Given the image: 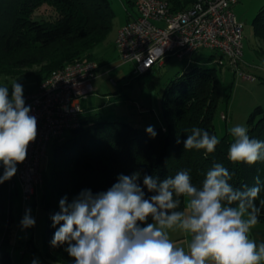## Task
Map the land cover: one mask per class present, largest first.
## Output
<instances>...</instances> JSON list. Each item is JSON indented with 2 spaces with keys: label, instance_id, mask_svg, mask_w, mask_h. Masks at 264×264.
Masks as SVG:
<instances>
[{
  "label": "trees",
  "instance_id": "trees-1",
  "mask_svg": "<svg viewBox=\"0 0 264 264\" xmlns=\"http://www.w3.org/2000/svg\"><path fill=\"white\" fill-rule=\"evenodd\" d=\"M127 1L132 4L130 0ZM167 1L171 9L181 10L195 0ZM43 3L56 8V18L39 19L32 16ZM113 17L110 0H0V48L28 47L33 52L35 50L32 55H25L13 64L18 68L39 66L33 73L21 77L34 75L36 88L52 71L67 62L94 60L93 50L105 40ZM128 19L129 14L125 22ZM252 25L256 39H264V6L253 17ZM211 52L210 57H222ZM16 73L22 74V71L18 73L10 68H0V76ZM218 95L219 80L214 66H193L182 71L162 87L160 103L163 122L149 125L157 133L155 137L146 132L149 126L139 127L121 118H101L99 113L88 117L81 115L77 127L68 129L48 145L46 160L41 165L42 185L31 203L34 206L39 203L45 211L43 248L39 251L28 235L26 249L19 254L18 263L11 253L16 242L9 240L4 231L11 214V179L0 184V264H21L24 255L32 257L37 250L47 264H74L73 258L65 251L67 244L51 245L54 233L60 227H53L52 221V216L60 211L59 201L67 197V202L71 203L84 190H91L94 195L106 192L118 182L121 174L131 176L139 173L137 183L146 199L156 193L149 192L143 185L145 176L162 181L187 170L192 183L200 187L207 171L215 163L228 168L232 174L229 182L234 188L255 186L257 176L264 185V161L251 166L230 162L227 152L233 139L227 136L219 138L220 142L213 153L184 149L183 142L193 127L216 135L213 116ZM247 125L250 138L264 142V107L257 105L253 108ZM177 140L180 142L177 143ZM3 172L4 165L0 162V176ZM260 200H264V187L255 201L261 209L258 220L264 222V205L260 204ZM183 207L184 200L181 198L177 210L183 211ZM151 222L153 220L149 216L146 222L138 223L141 226Z\"/></svg>",
  "mask_w": 264,
  "mask_h": 264
},
{
  "label": "clouds",
  "instance_id": "clouds-1",
  "mask_svg": "<svg viewBox=\"0 0 264 264\" xmlns=\"http://www.w3.org/2000/svg\"><path fill=\"white\" fill-rule=\"evenodd\" d=\"M23 86L17 81L0 86V162L4 165L0 184L10 180L17 164L27 157L28 145L37 135V120L25 106ZM233 142L227 158L233 164L254 165L264 161V142L250 138L242 125L230 128ZM152 137V126L146 129ZM180 141L177 140V143ZM220 140L216 135L193 127L184 140V149L213 153ZM139 173L121 174L106 192L82 191L71 203L59 201L60 211L52 216L60 225L51 241L53 247L67 244L65 251L74 264H262L264 242L250 238L259 222L261 209L255 201L264 185L259 176L255 186L237 189L229 182L232 174L221 163L207 171L200 187L192 183L189 171L182 170L162 181L145 176L143 185L156 193L149 199L137 183ZM181 198L184 211H178ZM264 205V200H260ZM151 217L153 223L140 227ZM62 222V223H61ZM23 228L35 225L26 210ZM179 230L190 237L187 251L169 237ZM32 264H37L33 261Z\"/></svg>",
  "mask_w": 264,
  "mask_h": 264
},
{
  "label": "rangeland",
  "instance_id": "rangeland-1",
  "mask_svg": "<svg viewBox=\"0 0 264 264\" xmlns=\"http://www.w3.org/2000/svg\"><path fill=\"white\" fill-rule=\"evenodd\" d=\"M110 3L114 17L105 40L93 50L94 60L97 62L109 60L111 63H115L113 62L116 59L114 39L128 14L133 12L132 4L130 5L127 0H110ZM262 6H264V0H237L233 5V12L238 21L242 23L243 52L239 68L241 71L253 75V80L243 79L227 63L216 62L214 57L209 56L212 52L208 49L193 52L184 58L172 55L164 57L160 60L161 64H154L151 71L138 76H130L131 63H120L113 68L112 64L108 63L92 80L94 90L80 98L82 116L88 117L99 113L102 115L101 118H121L139 127L162 124L160 92L164 84L193 66H214L219 80L218 102L213 116L215 134L218 138L227 136L233 139L229 131L230 128L236 125L247 128V118L253 108L257 105L264 107V39H256L252 25L253 17ZM32 16L39 19H54L57 16V10L51 4L43 3L32 13ZM33 53L35 50L33 52L28 47H12L10 50L0 48V68H10L18 73L20 70L22 71V74L0 76V86H8L9 94H11V84L15 81L22 84L23 92H32L35 89L36 78L34 75L21 77L33 73L39 66L18 68L13 64L21 57ZM117 71H120L124 77L118 78ZM146 108L147 110H142ZM16 189V186H10L9 189L11 214L8 216L7 227L4 228V231H6L9 240L16 242L11 253L15 262L18 263L19 254L26 249L28 235L32 237L34 246L42 251V226L45 220V211L39 203L35 206L31 204L29 209L31 216L35 219V225L23 228L21 220L25 213L21 212V197L14 201L12 199ZM184 208L185 205L183 211ZM147 224L140 227H145ZM180 234L179 230L169 231V237L173 242ZM38 250L32 257L24 255L21 264H32L34 260L37 261V264H47L41 258Z\"/></svg>",
  "mask_w": 264,
  "mask_h": 264
},
{
  "label": "built area",
  "instance_id": "built-area-1",
  "mask_svg": "<svg viewBox=\"0 0 264 264\" xmlns=\"http://www.w3.org/2000/svg\"><path fill=\"white\" fill-rule=\"evenodd\" d=\"M133 12L114 39L118 63H131L130 76H138L161 64L170 55L178 58L208 49L220 54L243 79L254 76L240 70L242 23L233 12L237 0H195L173 10L167 0H130ZM100 66L93 59H77L52 71L32 92H23L25 106L37 120V135L28 145L27 157L17 164L10 186L20 189L21 212L29 210L42 185L41 165L49 143L80 124V98L94 89L92 80Z\"/></svg>",
  "mask_w": 264,
  "mask_h": 264
},
{
  "label": "crops",
  "instance_id": "crops-1",
  "mask_svg": "<svg viewBox=\"0 0 264 264\" xmlns=\"http://www.w3.org/2000/svg\"><path fill=\"white\" fill-rule=\"evenodd\" d=\"M114 53L116 55V59H114L113 62H115V63H111V61H109V60H105V61L98 62L99 66H100L99 71L102 68H104L106 65H108V63H111L112 64V68L115 67V66H117V64H119L118 63V57H117V50H116L115 46H114ZM116 76L118 78L124 77L120 71H117ZM16 188L17 189L15 190L14 196L12 198L13 201L16 198H20V189L18 187H16ZM180 233L181 234L176 237V240H175L174 243L178 247H184L185 250L187 251V245H188V242L190 240V237L187 236L186 234H184L181 231H180ZM250 238L251 239H254L257 242V244H259L261 242H264V222H258V224L253 229L250 230ZM208 264H213V262L212 261H209ZM262 264H264V262H262Z\"/></svg>",
  "mask_w": 264,
  "mask_h": 264
}]
</instances>
